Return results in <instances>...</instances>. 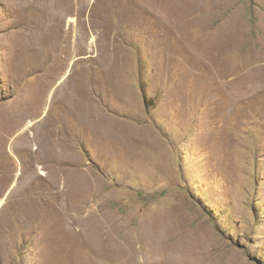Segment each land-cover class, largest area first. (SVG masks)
I'll return each mask as SVG.
<instances>
[{
    "label": "rangeland",
    "instance_id": "374dc122",
    "mask_svg": "<svg viewBox=\"0 0 264 264\" xmlns=\"http://www.w3.org/2000/svg\"><path fill=\"white\" fill-rule=\"evenodd\" d=\"M0 201V264H264V0H0Z\"/></svg>",
    "mask_w": 264,
    "mask_h": 264
},
{
    "label": "bare ground",
    "instance_id": "6f19581e",
    "mask_svg": "<svg viewBox=\"0 0 264 264\" xmlns=\"http://www.w3.org/2000/svg\"><path fill=\"white\" fill-rule=\"evenodd\" d=\"M1 116H2L3 119H5L4 115L1 114ZM0 203H1V201H0ZM1 204H2V203H1ZM122 242H123V241H122ZM125 244H126V243H125ZM121 247H122V246H121ZM122 251H123V250H122ZM121 256H122V255H121ZM114 257H115V256H114ZM122 257H123V256H122ZM127 259H128V258H127ZM124 260H125V259H124ZM122 262H123V261H122Z\"/></svg>",
    "mask_w": 264,
    "mask_h": 264
}]
</instances>
